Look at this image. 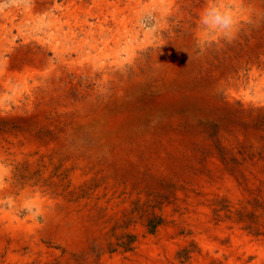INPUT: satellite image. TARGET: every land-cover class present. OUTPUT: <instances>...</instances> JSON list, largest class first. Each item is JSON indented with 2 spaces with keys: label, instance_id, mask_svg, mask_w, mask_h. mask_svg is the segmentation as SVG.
Returning a JSON list of instances; mask_svg holds the SVG:
<instances>
[{
  "label": "rangeland",
  "instance_id": "1",
  "mask_svg": "<svg viewBox=\"0 0 264 264\" xmlns=\"http://www.w3.org/2000/svg\"><path fill=\"white\" fill-rule=\"evenodd\" d=\"M205 2L0 0V264H264V0Z\"/></svg>",
  "mask_w": 264,
  "mask_h": 264
},
{
  "label": "clouds",
  "instance_id": "2",
  "mask_svg": "<svg viewBox=\"0 0 264 264\" xmlns=\"http://www.w3.org/2000/svg\"><path fill=\"white\" fill-rule=\"evenodd\" d=\"M241 23L238 8L222 0H206L198 13V24L210 38L198 42L201 46L212 44L218 38L231 42Z\"/></svg>",
  "mask_w": 264,
  "mask_h": 264
},
{
  "label": "bare ground",
  "instance_id": "3",
  "mask_svg": "<svg viewBox=\"0 0 264 264\" xmlns=\"http://www.w3.org/2000/svg\"><path fill=\"white\" fill-rule=\"evenodd\" d=\"M13 17V16H12Z\"/></svg>",
  "mask_w": 264,
  "mask_h": 264
}]
</instances>
